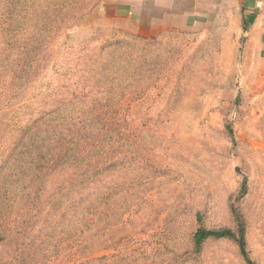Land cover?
Masks as SVG:
<instances>
[{
    "label": "rangeland",
    "instance_id": "1",
    "mask_svg": "<svg viewBox=\"0 0 264 264\" xmlns=\"http://www.w3.org/2000/svg\"><path fill=\"white\" fill-rule=\"evenodd\" d=\"M127 2L0 0V264H247L233 238L193 242L241 227L264 264V61L229 0L155 37ZM79 108L106 138L99 214L72 231Z\"/></svg>",
    "mask_w": 264,
    "mask_h": 264
},
{
    "label": "trees",
    "instance_id": "2",
    "mask_svg": "<svg viewBox=\"0 0 264 264\" xmlns=\"http://www.w3.org/2000/svg\"><path fill=\"white\" fill-rule=\"evenodd\" d=\"M245 29V28H244ZM107 107V106H105ZM117 106H109L108 111H114V108ZM77 111V114L71 125L69 127V132L67 135H70L69 144L66 146L64 152L60 149L62 155L66 154V162H70L71 166L75 168L74 177L68 183V185L61 188V198L68 199L70 192L73 188H76L77 192H82L84 199L78 201L75 204H68L67 209L70 212H66L61 216V222H65V219H68V222L72 224V231L77 227L78 223L87 224L93 221L92 217H97L99 214V202L93 200L96 195L99 193V182L102 175V163H101V144L104 138H106V133L103 131H96L94 126H96V120H90L84 116L83 112ZM80 114H83L85 117L82 118ZM98 116H103L99 114ZM97 116V117H98ZM104 120V118H102ZM110 125H115V122L118 123L120 120L112 118L110 119ZM113 138V136H111ZM64 147V146H63ZM59 151V150H58ZM112 154V153H111ZM113 156V154H112ZM126 160L127 158H123ZM111 161V162H110ZM117 159L111 158L108 160L110 165H113ZM242 190L246 189V181L242 182ZM67 191V192H66ZM79 195V194H77ZM58 223V228L61 229L62 223ZM209 238H233L235 239L240 255L247 264H252L250 261L247 250H246V241H245V232L244 228L241 227L238 231V234H234L230 230H206L203 228L198 229L193 235V242L196 248L200 247L202 243ZM101 257L95 258L86 264H100Z\"/></svg>",
    "mask_w": 264,
    "mask_h": 264
},
{
    "label": "crops",
    "instance_id": "3",
    "mask_svg": "<svg viewBox=\"0 0 264 264\" xmlns=\"http://www.w3.org/2000/svg\"><path fill=\"white\" fill-rule=\"evenodd\" d=\"M193 1H196L195 6ZM229 1L231 7L228 8L238 17L239 30L245 38L246 46L254 50L258 60L264 61V0ZM220 2L221 0H128L127 3L130 14L134 13L137 18L135 21L139 30L146 36L155 37L163 31L187 28L189 22L194 24L196 18L206 16L211 10L215 13Z\"/></svg>",
    "mask_w": 264,
    "mask_h": 264
}]
</instances>
